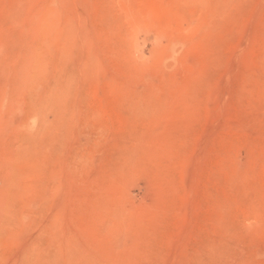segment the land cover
I'll list each match as a JSON object with an SVG mask.
<instances>
[{
    "label": "rangeland",
    "instance_id": "374dc122",
    "mask_svg": "<svg viewBox=\"0 0 264 264\" xmlns=\"http://www.w3.org/2000/svg\"><path fill=\"white\" fill-rule=\"evenodd\" d=\"M0 264H264V0H0Z\"/></svg>",
    "mask_w": 264,
    "mask_h": 264
},
{
    "label": "bare ground",
    "instance_id": "6f19581e",
    "mask_svg": "<svg viewBox=\"0 0 264 264\" xmlns=\"http://www.w3.org/2000/svg\"><path fill=\"white\" fill-rule=\"evenodd\" d=\"M41 21H42V20H41ZM40 23H41V22H40ZM47 34H48V33H47ZM172 50H173V49H172ZM32 62H33V61H32ZM31 65H32V64H31ZM34 66H35V65H34ZM32 67H33V66H32ZM16 70H17V69H16ZM23 70H24V69H23ZM19 71H20V70H19ZM22 72H23V71H22ZM27 72H28V71H27ZM21 74L23 75V73H21ZM22 75H21V76H22ZM26 77H27V73H26ZM18 78H19V77H18ZM21 79H22V77H21ZM19 80H20V78H19ZM23 80H24V79H23ZM28 81H29V80H28ZM21 84H22V82H21ZM26 84H27V83H26ZM19 86H20V85H19ZM16 89H17V88H16ZM16 89H15V90H16ZM6 95H7V94H6ZM8 96H9V95H8ZM5 100H6V99H5ZM9 107H10V106H9ZM3 108H4V107H3ZM8 109H9V108H8ZM7 111H8V110H7ZM9 111H10V110H9ZM34 113L37 114L36 112H33L32 116H31V118H33V119H35L34 117L37 116V115H35ZM28 117H29V116H28ZM28 120H29V119H28ZM28 120H27V121H28ZM25 123H26V122H24V125H25Z\"/></svg>",
    "mask_w": 264,
    "mask_h": 264
}]
</instances>
